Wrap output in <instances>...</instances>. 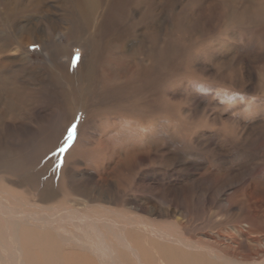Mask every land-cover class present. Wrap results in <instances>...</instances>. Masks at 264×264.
I'll return each instance as SVG.
<instances>
[{"label": "rangeland", "instance_id": "1", "mask_svg": "<svg viewBox=\"0 0 264 264\" xmlns=\"http://www.w3.org/2000/svg\"><path fill=\"white\" fill-rule=\"evenodd\" d=\"M187 2L197 4L198 11L201 7L204 9L203 0H170L167 8H163L168 38L183 51L187 50L188 59L183 70H172L174 77L163 91L167 94V102L157 104L158 109H153L148 125L143 118L136 119L140 111L103 117L98 125L88 130L90 110L95 115L98 109L108 106H104V99L94 98L89 105L86 98L79 95V88H82L80 78L87 88L107 73L105 63L109 62L107 69L111 70L114 58L102 53L112 33L111 28L121 30V46L137 41L134 46L123 49L121 61L133 57L142 64L145 56L150 54L145 47L141 48L136 40L140 36L134 32L144 28L146 22L140 21V15L151 13L148 12L150 4L152 15L160 14L162 0H131L117 11L115 0H99V8L93 17L80 8L81 0H0V26L4 21L7 24L4 26L8 39L2 56L8 63L11 118L31 131L21 137L13 133L10 146L7 142L6 145L10 155L20 154L26 158L27 153L44 143L43 137L53 140L57 137L55 167L61 168L68 151L78 143L76 159L82 163L77 165L74 159H69L74 162L69 166L80 175L85 165L102 173L99 170L103 166L125 159L126 150L135 148L136 153L123 160L120 167L116 164L105 167L103 174L108 176L105 181L99 183L88 179L89 195L104 196L114 184L116 189L126 188V198L132 203L129 206L126 202L117 209L152 222L161 231L169 233L172 241L174 237L188 240V246L197 247V251L206 255H201L206 264L218 263L213 258L215 255H226L242 262L244 256L264 252V87L257 88V81L250 77L252 67L264 62V45L254 50L251 46L242 47L241 53V49L234 45L236 39H231L237 31L236 26L229 23L232 16L227 15V22L223 17L221 24L223 12L216 8L211 9V16L213 25L217 21L218 28L212 34L193 36L194 29L188 30L181 23L183 20L177 21L184 18L181 14L184 6H190ZM115 12L119 13L117 18L110 20L109 16ZM112 45L117 43L114 41ZM81 69H85L84 73ZM236 69L239 75L234 73ZM201 70L207 71L206 75ZM223 75L229 79L232 77V82L229 80L223 84L219 79ZM241 84L245 87L243 91L236 89ZM53 92L68 98L72 106L56 111ZM192 93L194 100L190 99ZM157 94L158 89L152 88L150 104L158 100ZM69 109L73 110V117L67 123L62 120L60 131L48 136L51 128L60 126L56 115ZM53 110L56 112L51 114ZM15 129L13 125L11 131ZM79 139L82 142H77ZM2 157L0 152V160ZM11 163L15 164L14 156ZM94 164H99L100 169ZM0 167V181L7 178L8 189L25 195L28 192L32 196L31 192H25L27 187H21L18 175L11 174L5 164ZM75 173L72 179L77 177ZM80 177L75 181L86 179ZM10 181L13 184H8ZM128 182H131L130 187H127ZM69 204L80 206L71 200ZM138 228L148 232L141 225ZM252 238L263 240V243L258 246ZM205 248L216 253L208 252V255ZM257 259L245 260L244 264L260 263ZM261 263L264 264V259Z\"/></svg>", "mask_w": 264, "mask_h": 264}, {"label": "bare ground", "instance_id": "2", "mask_svg": "<svg viewBox=\"0 0 264 264\" xmlns=\"http://www.w3.org/2000/svg\"><path fill=\"white\" fill-rule=\"evenodd\" d=\"M130 1L131 0H115V11L123 5L127 6V4H130ZM203 1L205 2L204 9L200 6V11H198V7H195L197 4L192 5L190 2H187L190 6H184L183 15L181 14L184 18L181 19L179 17L180 19L177 20L178 23L183 20L181 23L188 30L192 31L194 29L193 32L195 34L192 32L193 36L212 34L213 30L218 28L217 21H215L216 24L213 25L214 18L211 16V9L216 8L223 12L221 24H223V17L226 20L228 14L232 16L229 23L234 25V27L236 26L235 30L237 29V31L234 35L232 34L231 39H236V44L234 45L237 49H241V53L242 50L248 46H251L254 50L255 48L258 49L260 45H264V0ZM169 2L170 0H162L160 4L161 12L158 15H152V11H150L151 4L148 7V12L151 13H149V15H140V21L146 23H144L145 26L142 30H138L134 33L140 36L137 37L136 40L140 42L141 48L145 47L148 54H150L145 56L142 64H138L136 59L134 61L133 57L127 60L124 59V62L121 61V55L124 53L123 49L134 46L133 44L137 41H133V44L128 46H121L119 44L121 30H116L114 28L110 29L112 33L107 40L106 47L103 46L102 53H106L114 58L113 62L115 63L111 64V70L107 69L109 62L105 63L104 66L107 73H104L103 78L97 81L95 85H91L87 88H85L81 82L83 78H80L82 88H79L81 90L79 95L82 94L83 96L81 97L86 98L88 101L86 102L89 105L92 104V102L89 103V101H92L94 98V100L104 99V106H108L107 108L98 109L95 115H93L94 111L90 110L92 115L88 118L87 126L89 127L86 129L92 130L96 124H99L100 119L103 117L107 118L109 116H116L117 114L122 116L128 113L133 114V112L139 113L140 111V117L136 115V119L143 118L145 124L148 125L149 118H151L150 114H152L153 109H158L157 104L166 100L165 95L167 94L163 93V91L165 92L167 90L171 78L174 77L171 75L172 70H183V65H188L187 50L183 51L181 47L176 44L174 45L168 38V29L165 23L166 18L164 17L163 8H167ZM80 8L85 10L89 17H93L96 9L99 8V0H81ZM117 14L119 13L115 12V14H111L109 19L112 20L117 18ZM127 18L125 17V19ZM224 22H227V20ZM3 24L7 25L6 21H4ZM4 25L0 26V34L2 35V40L0 42V152L3 154L0 164H5V166L10 169L11 174L18 175L17 179L21 183V187H27L28 189L25 192H31L32 196L28 192V195H25L19 193L21 191L18 192L13 189H8L6 185L8 181L7 178H1L0 264H206V262L202 261L201 256L205 254L197 251V247L188 246V240L182 238L176 239L174 237L175 240L172 241L170 240L172 236L169 233L161 231L152 225V222L143 221L142 218L134 217V215L117 209L118 206L125 205L126 202L129 203V206L132 203L131 200L126 198V188L116 189L114 184V188L106 190L107 194L104 196L98 197L93 193L89 195L87 188V186L89 187L88 179H95L99 183L105 181L108 177L103 174L105 167L109 168L115 164L117 167H120L119 164H121L123 160L126 161L129 159L128 156H133L136 153L135 148H128L126 150L125 159H120L119 162L115 163L112 161L111 165L109 164L108 166L102 167L101 165L102 170L98 167L99 164H94L96 165L94 167L100 169L99 172L102 171V173H97L84 164L86 168L83 170L84 172L81 173L82 175H80V172L75 173L70 169L71 166H69L70 163H74L69 159H74L77 165L82 163L76 159L78 156V143H75V146L68 151L61 168L55 167L56 159L54 156L57 149V137H55V140L43 137L44 143L39 145L38 149H33L32 153H27L26 158H23L20 154L10 155L9 146L11 143V135L17 133L19 134L18 137H21L27 133L31 134V131L24 125L21 126L19 121H13L11 118L8 63L5 57L2 56L3 48H5L8 39L7 35H5ZM207 26L211 27L210 30L205 29ZM235 30L233 32H235ZM205 31L208 32L205 33ZM203 38L206 39L207 37L203 36L202 39ZM114 41L117 43L116 46L112 45ZM196 43L197 42H195V45L193 44L194 47ZM229 47L233 49L231 45ZM256 51L257 50H255V52ZM248 52H250V50ZM253 53L254 52L250 54L253 55ZM234 55L237 56L236 54ZM178 56L179 61H176ZM237 57L235 58L237 59ZM254 57H256V60L258 59L257 56L254 55ZM231 61L230 59V62ZM259 63L262 65L255 67L252 64L253 67L252 72L250 71V77H253L257 81V88H263L264 62ZM240 67H242V64ZM250 68L249 70H251ZM228 69H230V66ZM240 70V73H242L243 70L241 68ZM80 71L84 73L85 69H81ZM206 72L207 71L203 74L206 75ZM236 72H238V75L240 74L237 69L234 73ZM203 74L200 76H203ZM203 78L204 80L206 79L205 76ZM219 79L223 81V84H227L229 80L232 82V77L229 79L228 76L219 77ZM243 87L244 85L241 84L236 87V89L238 88L243 91V89H245V87ZM152 88L158 89V94L155 95L158 100H153V102L155 101L154 104H150L149 102ZM53 94L54 96L52 97L56 104V111L59 109H68L72 106L68 98H62L61 94H57L56 92H53ZM194 96L193 93L190 94V99L194 100ZM56 111L53 110L51 114H54ZM73 115L74 113L71 109L66 112H61L59 115L57 114L56 118H59L58 124L60 126L59 128L56 126L51 128L50 131L47 132V135L50 136L51 134H56L58 130L60 131V128L63 127L61 124L62 120L67 123ZM13 125L16 129L12 132L11 129ZM32 129L35 131L34 128ZM87 135L88 134L85 136ZM130 139L128 138V140ZM80 141V139L77 140V142ZM2 142H4L5 145H2ZM6 142L9 144L8 147ZM12 156H14L15 164L11 163ZM1 168L2 167H0V169ZM108 168L107 170L110 171ZM16 170L19 173H16ZM74 173L77 175L75 179L78 178V176H84L86 179L82 178L75 181V179H72ZM8 184L13 183L10 181ZM127 185V187H130L131 182H128ZM101 194L103 195V192H101ZM79 197L86 200L84 201ZM69 200L80 206L70 205ZM152 207L154 210L156 209L154 206ZM240 208L242 207L240 206ZM140 225L147 228L148 232L151 233L149 234L144 228H138ZM245 226L242 225V227ZM231 237L233 238V236ZM243 237L248 238L249 236L243 235ZM252 241L258 246H261L263 243V240L260 239L252 238ZM194 245H196V243H193V246ZM205 250L207 254L208 252L211 254L216 253L214 252L215 250L212 251L208 248H205ZM263 254V251H258L255 254L244 256L242 259L244 261H249L257 257L260 263L252 262L251 264H262L261 262L264 259V257H262ZM212 256L213 255H211V257ZM213 258L218 262L216 264H244V261H235L233 258L226 257V255H220V257L215 255Z\"/></svg>", "mask_w": 264, "mask_h": 264}]
</instances>
